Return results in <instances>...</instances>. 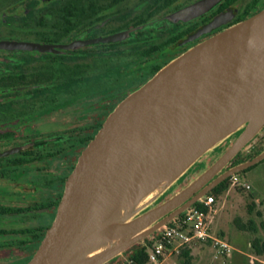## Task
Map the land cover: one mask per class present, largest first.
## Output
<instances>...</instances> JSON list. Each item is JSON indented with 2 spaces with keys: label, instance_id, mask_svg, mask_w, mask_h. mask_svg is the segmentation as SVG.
I'll return each mask as SVG.
<instances>
[{
  "label": "water",
  "instance_id": "95a60500",
  "mask_svg": "<svg viewBox=\"0 0 264 264\" xmlns=\"http://www.w3.org/2000/svg\"><path fill=\"white\" fill-rule=\"evenodd\" d=\"M219 1L202 0L174 18L194 20ZM222 24L220 16L184 43ZM263 137L264 9L193 45L127 93L82 151L27 264H109L139 245L115 264L131 262L217 186L263 161L264 151L231 166Z\"/></svg>",
  "mask_w": 264,
  "mask_h": 264
},
{
  "label": "flooded vegetation",
  "instance_id": "af4514ba",
  "mask_svg": "<svg viewBox=\"0 0 264 264\" xmlns=\"http://www.w3.org/2000/svg\"><path fill=\"white\" fill-rule=\"evenodd\" d=\"M200 1L0 0V264L32 258L82 151L128 92L264 9L221 0L174 18ZM220 16L218 29L184 43Z\"/></svg>",
  "mask_w": 264,
  "mask_h": 264
},
{
  "label": "rangeland",
  "instance_id": "374dc122",
  "mask_svg": "<svg viewBox=\"0 0 264 264\" xmlns=\"http://www.w3.org/2000/svg\"><path fill=\"white\" fill-rule=\"evenodd\" d=\"M236 137L237 135L233 136L224 146L215 150L211 157H217ZM258 142V147L253 148L254 146H252L241 152L231 166L234 167L238 162L247 160L263 149L264 137ZM196 167L199 171L203 169V165L200 166L199 163L194 166V169ZM236 176L239 184L233 185L232 181H229V189L217 200V212L212 215L211 223L212 235L229 243L233 247V251L229 255L222 256L217 254L209 242L203 244L202 247H199V244H194L191 247L193 264H253L255 260H263L254 254L251 243L254 238L264 240V160L247 172H241ZM246 184L250 185L251 189L244 188L243 186ZM258 213H261V216ZM237 221L249 227V230H240ZM250 222H253V225L250 226ZM137 247L139 245L127 250L123 257L116 258L109 264L123 260L124 257L131 255ZM182 261L183 258L180 256H174L168 259L165 264H181Z\"/></svg>",
  "mask_w": 264,
  "mask_h": 264
},
{
  "label": "built area",
  "instance_id": "2783aa9c",
  "mask_svg": "<svg viewBox=\"0 0 264 264\" xmlns=\"http://www.w3.org/2000/svg\"><path fill=\"white\" fill-rule=\"evenodd\" d=\"M231 181L233 185L239 184L236 175L231 177ZM243 187L251 189L248 184ZM216 203L214 196H207L204 201L198 203L203 208L197 206L192 208L169 225L155 240L149 242L148 264H165L168 259L181 255L185 247L197 243H211L218 255L231 254L233 247L226 241L214 237L211 232L212 215L217 212Z\"/></svg>",
  "mask_w": 264,
  "mask_h": 264
},
{
  "label": "trees",
  "instance_id": "16d2710c",
  "mask_svg": "<svg viewBox=\"0 0 264 264\" xmlns=\"http://www.w3.org/2000/svg\"><path fill=\"white\" fill-rule=\"evenodd\" d=\"M237 164H235V166H237ZM250 170V169H248ZM243 171V172H247ZM231 180V178L227 179L226 181H224L223 183H221L219 186H217L214 190H212L208 196H214L216 200H219L229 189V181ZM198 208H203L202 205L197 204L196 205ZM259 216H261V213H258ZM238 227L240 228V230L242 231H246L249 230V227H246L245 225H243L242 223H240L239 221L236 222ZM253 225V222H250V226ZM251 248L254 252V254L257 257L262 258V261H258L255 260L253 262V264H264V240L261 238H254L252 243H251ZM181 258H183V261L181 264H193L192 260V249L191 247H185L182 252L181 255H179ZM130 264H148V248L147 247H143L142 249H140L139 251H137L131 259V263Z\"/></svg>",
  "mask_w": 264,
  "mask_h": 264
},
{
  "label": "crops",
  "instance_id": "0c3cea01",
  "mask_svg": "<svg viewBox=\"0 0 264 264\" xmlns=\"http://www.w3.org/2000/svg\"><path fill=\"white\" fill-rule=\"evenodd\" d=\"M197 244H199L200 246L199 247H202L203 246V244L202 243H197ZM192 247V246H191Z\"/></svg>",
  "mask_w": 264,
  "mask_h": 264
}]
</instances>
